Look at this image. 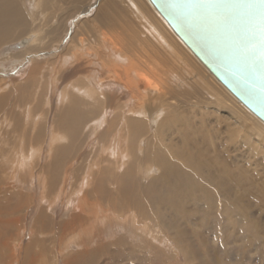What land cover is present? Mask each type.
<instances>
[{
  "label": "bare ground",
  "instance_id": "1",
  "mask_svg": "<svg viewBox=\"0 0 264 264\" xmlns=\"http://www.w3.org/2000/svg\"><path fill=\"white\" fill-rule=\"evenodd\" d=\"M162 17L149 0H0V48L22 37L13 62L30 61L0 79V264H172L165 235L189 264L206 245L181 224L222 218L264 239V121Z\"/></svg>",
  "mask_w": 264,
  "mask_h": 264
},
{
  "label": "water",
  "instance_id": "2",
  "mask_svg": "<svg viewBox=\"0 0 264 264\" xmlns=\"http://www.w3.org/2000/svg\"><path fill=\"white\" fill-rule=\"evenodd\" d=\"M186 45L253 113L264 121V62L246 52L254 21L243 11L226 18L181 0H149Z\"/></svg>",
  "mask_w": 264,
  "mask_h": 264
},
{
  "label": "rangeland",
  "instance_id": "3",
  "mask_svg": "<svg viewBox=\"0 0 264 264\" xmlns=\"http://www.w3.org/2000/svg\"><path fill=\"white\" fill-rule=\"evenodd\" d=\"M28 4H27L28 5V8L31 7V2L30 1H28ZM167 24L169 25L168 22H167ZM169 27H171V26L169 25ZM173 31L175 32L174 29H173ZM69 33H70V31H69ZM21 38L14 39L8 45L7 44H4L3 46H1V48H0V60L1 59L2 60L4 59V60L3 61L2 60L0 61V66H1L0 67V79L8 80V78L11 77L12 75H16V76L22 78V77H25L27 75V72L30 69V61H29V59H28V61L27 60L24 61V63H20L19 64L20 66H17L14 63V62H16L15 61L16 60V57L15 56H16V54L19 51L18 49H22V47H20L21 45L18 46L19 44H21L20 43V39ZM65 39L66 40H64L65 42H63V45H65L67 43V41H68L67 40L68 39L67 37ZM9 45H10V47H9ZM13 45H15V46H13ZM187 48L190 49L189 47H187ZM7 52H9V53H7ZM8 54H9V56H8ZM10 54H12V56L14 54L15 55L12 57ZM6 57L7 58L9 57L10 59L9 58L7 59ZM21 72H23V73H21ZM20 74L23 75V76H21ZM14 95L15 96H18V93L15 91L14 92ZM240 103L245 108L247 107L242 102H240ZM246 109L253 114V112L248 107ZM1 111H3V108L1 109ZM38 114H40V113L38 112L37 115ZM253 115L256 116V114H253ZM256 117L259 119L258 116H256ZM42 123H43V121H42ZM11 128L9 129V131H11ZM20 142H23V141L20 140L19 143ZM25 191L30 192V191H34V190H30L29 188L26 187L25 188ZM66 197H67V195H66ZM62 203H64V202H62ZM39 209H40V207H38V209H37L36 207H28V205H25L24 206L25 213H26V211H27L26 214L29 213V215L26 218H27V222H30V225H31V222H33V220L36 217V215L38 214ZM59 210H61V212ZM56 211H57V213H59L58 215H59L60 218L63 217V216H65V215H67L68 212H69L64 206H62L61 208L59 207L58 209H56ZM196 215L199 218L200 217L206 218L207 216L210 217V214H208V215H201V212H198V214H196ZM28 220H30V221H28ZM177 223L174 224V227H176V226L179 225V223L178 224ZM199 223L200 224H198L196 226H194V224H195L194 222H191V224H189L187 222L186 224H183V226L181 224V227H183V228L186 229V231L184 230V232L186 233L187 237H189V235L192 236V239L194 240L193 242L196 241V243H197V241H198V243L200 244V246L201 247L203 246V248L206 245V248H204L205 255L198 256V258L200 260L199 259H192V260H190L189 264H264V239H263V237H261V235L263 236V234H261V232H259V234H257L258 233L257 231H255V232L250 231L251 233L248 232V236H245V237H242L241 236L242 238H245V240H241V239H238L237 240L236 237L239 236L240 234L237 233V231L234 230L235 229V224L233 222H228L227 220H225L224 218H222L221 219V222H211V224L209 226L207 225L208 222H199ZM127 227H126V229H127L126 232L127 233L131 229V231L129 232V234L131 235V238H133L131 241L133 243H135L136 240L138 242H141V239H143V238L141 236H139V233L140 232L137 231L134 228L132 229V227H130L129 225H127ZM132 232H134V233H132ZM195 232H197V234H200V233L202 234L203 233V236H201V237L199 236L198 237L197 234H195ZM137 233H138V235H137ZM192 234H194V235H192ZM257 235L260 236V237H257ZM134 236H135V238H134ZM251 236L253 237V239H252ZM254 236H255L256 239H254ZM166 237L167 236L165 235L163 247H161V251L160 252H163V255L166 253L168 255L173 256L174 259L173 258L172 259L174 261H172V262L175 263V258H176V254L177 253H175V248H173L174 246H172V244H170L171 241H168L169 236L167 238ZM32 238H34V237H31L30 233L27 232L26 233V241L29 242ZM132 242H130V243H132ZM167 242H168V245H170L171 247L170 246L167 247V244H166ZM256 246H258V247H256ZM111 248L114 249V248H117V247L113 246ZM163 248H164L165 251L162 250ZM153 249H154V251L156 249L158 250L157 247L156 248H153ZM177 252H178V250H177ZM108 254H110L111 256H109ZM119 254H114V253L111 254V253H107L106 251H101V254L99 255L100 257L98 259L97 264H133L134 259L133 258H127V253H126L125 256L122 253H119ZM113 255H116V256H113ZM180 255H182V254H180ZM129 259H131L130 262H129ZM181 259H182V261L179 260L180 262L178 261V263H181V262L186 263V262H188L183 257H181ZM174 263H172V264H174ZM136 264H149V262H148V260L146 261V259L145 260L143 259L142 263H140L139 261H137Z\"/></svg>",
  "mask_w": 264,
  "mask_h": 264
},
{
  "label": "snow or ice",
  "instance_id": "4",
  "mask_svg": "<svg viewBox=\"0 0 264 264\" xmlns=\"http://www.w3.org/2000/svg\"><path fill=\"white\" fill-rule=\"evenodd\" d=\"M174 6L205 9L209 15L220 18H226L230 11H243L254 21L246 52L250 55L258 53L264 62V0H181L180 5Z\"/></svg>",
  "mask_w": 264,
  "mask_h": 264
}]
</instances>
